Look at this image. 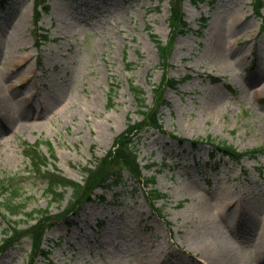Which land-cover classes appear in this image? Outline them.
Returning a JSON list of instances; mask_svg holds the SVG:
<instances>
[{"label": "rangeland", "instance_id": "374dc122", "mask_svg": "<svg viewBox=\"0 0 264 264\" xmlns=\"http://www.w3.org/2000/svg\"><path fill=\"white\" fill-rule=\"evenodd\" d=\"M48 1L40 25L49 40L39 49L31 35L32 0L0 7V86L7 98L0 103V177L16 178L24 211L47 208L55 215L71 191L60 204L50 203L45 182L28 175L23 142L49 141L60 172L82 181V168L109 150L129 120H140L129 81L151 105L162 77L151 35L166 43L171 28L169 0ZM252 2L184 1L190 31L176 35L167 77L189 79L165 90L164 131L238 151L264 147V8L257 17ZM137 139L142 175L154 177V185L137 187L125 176L126 186L97 190L106 201L86 203L68 223L48 230L42 247L49 257L38 256L35 264H213L217 258L264 264V154L235 163L206 143H179L154 129ZM153 188L166 195L153 206L158 211L145 194ZM6 226L0 216V244ZM204 247L212 252L201 259ZM30 250L25 238L0 254V264H26Z\"/></svg>", "mask_w": 264, "mask_h": 264}, {"label": "trees", "instance_id": "16d2710c", "mask_svg": "<svg viewBox=\"0 0 264 264\" xmlns=\"http://www.w3.org/2000/svg\"><path fill=\"white\" fill-rule=\"evenodd\" d=\"M6 1L0 0V7ZM193 1L195 2V0ZM183 2L184 0H169L171 36L168 41L163 43L155 35H151L162 70L160 82L154 85L152 89L151 105L148 106L146 104L144 91L140 87L133 85L130 81L129 90L136 103L137 114L141 119L137 121L129 120L125 130L114 138L109 150L103 156L95 157L92 166L82 168L83 179L81 182L62 175L56 166L57 155L50 142L37 140L33 144L24 143L23 154L29 162L27 169L28 175L45 182L46 188L44 194L50 198V203L60 204L65 197L67 189L71 190V194L66 207L58 214L52 215L47 208L34 209L27 212L24 211L26 208L25 199L21 198L23 195L22 187L17 183L16 178L7 175L0 177V216L7 225L3 230L0 254L16 243H19L22 239L27 238L30 241L31 251L28 254V262L26 264H35L38 256L47 259L50 251L42 247L46 232L62 220L68 223V216L76 214L84 204L95 201L105 202V197L103 195H97V190H111L126 186L127 179L125 176L137 181V187L148 188L154 185V177H143L142 167L137 159V137L145 129L157 130L163 134H167L180 143L190 142L194 147L199 143H206L217 153L230 158L236 163H239L245 157L256 158V156L264 154V147L248 151H238L232 145L216 142L211 138L205 140H188L178 137L171 132L164 131L159 110L166 104L164 99L165 90L167 88L176 89L179 84H182L188 78L184 77L177 81L167 77V68L174 39L178 33L190 31L186 22L183 20ZM252 6L254 14L257 17H262L261 12L264 8V2L262 0H253ZM49 11L50 5L48 0H33V29L31 33L37 47L48 41L49 31L42 28L40 22L43 15L48 14ZM205 23L206 19H201L200 30L205 28ZM261 28L264 30V23ZM214 82H221V79H214ZM226 87L231 90L229 85ZM114 93V85H111L108 93L110 102L112 101ZM42 145L47 147V153L42 151ZM215 155V153H211L210 157L214 158ZM145 194L153 210L158 211L153 206L159 200L164 199L166 195L154 188L146 189ZM22 222L27 223L28 226L20 228ZM69 224L71 225L72 222ZM48 264L52 263L48 261Z\"/></svg>", "mask_w": 264, "mask_h": 264}, {"label": "bare ground", "instance_id": "6f19581e", "mask_svg": "<svg viewBox=\"0 0 264 264\" xmlns=\"http://www.w3.org/2000/svg\"><path fill=\"white\" fill-rule=\"evenodd\" d=\"M4 90H5V88L1 85L0 86V103H5L7 100V98L4 94ZM201 251H202L201 259H205L207 256H209L211 254L212 249H210V248L205 249V247H204L201 249ZM213 264H226V263L224 262L223 258H220V260H218V258H217Z\"/></svg>", "mask_w": 264, "mask_h": 264}]
</instances>
